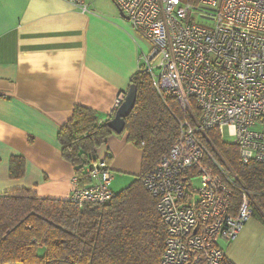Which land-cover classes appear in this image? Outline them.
<instances>
[{
	"label": "built area",
	"instance_id": "2783aa9c",
	"mask_svg": "<svg viewBox=\"0 0 264 264\" xmlns=\"http://www.w3.org/2000/svg\"><path fill=\"white\" fill-rule=\"evenodd\" d=\"M67 1L89 10L86 0ZM114 1L150 42L141 65L156 89L185 112L173 145L143 176L167 226L159 264H220L222 242L238 236L257 204L207 131L232 136L244 163L264 164V0ZM87 170L90 183H76L69 199L80 206L111 200L107 158Z\"/></svg>",
	"mask_w": 264,
	"mask_h": 264
},
{
	"label": "crops",
	"instance_id": "0c3cea01",
	"mask_svg": "<svg viewBox=\"0 0 264 264\" xmlns=\"http://www.w3.org/2000/svg\"><path fill=\"white\" fill-rule=\"evenodd\" d=\"M86 1L89 10L67 0H0V193L25 187L68 199L77 179L63 155L61 126L77 104L102 121L114 116L116 98L126 95L150 50L120 8ZM96 151L125 187L142 172L143 149L126 130ZM13 155L25 159L17 178L10 174ZM222 246L235 264H264V223L251 217Z\"/></svg>",
	"mask_w": 264,
	"mask_h": 264
},
{
	"label": "trees",
	"instance_id": "16d2710c",
	"mask_svg": "<svg viewBox=\"0 0 264 264\" xmlns=\"http://www.w3.org/2000/svg\"><path fill=\"white\" fill-rule=\"evenodd\" d=\"M131 84L137 86V99L124 130L143 149L141 174L102 204L80 206L69 198L40 197L25 187L0 193V264H159L167 226L143 176L173 145L185 112L175 97L158 92L143 65ZM112 117L102 121L93 109L77 104L59 130L63 155L75 165L78 186L91 181L87 167L97 159V148L114 132L108 124ZM207 135L239 180L255 192L253 216L264 223V164L244 163L238 146L216 129ZM24 163L23 156H11L12 177L23 174ZM240 195L236 188V206ZM220 264L235 263L225 254Z\"/></svg>",
	"mask_w": 264,
	"mask_h": 264
},
{
	"label": "water",
	"instance_id": "95a60500",
	"mask_svg": "<svg viewBox=\"0 0 264 264\" xmlns=\"http://www.w3.org/2000/svg\"><path fill=\"white\" fill-rule=\"evenodd\" d=\"M121 15L128 18V16L122 10H121ZM136 99H137V86L136 84H131L125 95L124 101L117 108L115 115L108 120L109 126L112 127L114 131L118 133L124 131L126 124V117L130 114L133 107L135 106ZM95 157L97 156L95 155Z\"/></svg>",
	"mask_w": 264,
	"mask_h": 264
},
{
	"label": "rangeland",
	"instance_id": "374dc122",
	"mask_svg": "<svg viewBox=\"0 0 264 264\" xmlns=\"http://www.w3.org/2000/svg\"><path fill=\"white\" fill-rule=\"evenodd\" d=\"M109 3L111 2L117 9H119V7L117 6V4L115 3V1L114 0H107ZM110 3V5H112ZM112 5V6H113ZM113 6V7H114ZM120 10V9H119ZM207 21V20H206ZM203 25H209V23H202ZM156 59H154L153 61H155ZM225 140H227V141H229V142H232L233 141V137L232 136H229V134H226L225 135ZM125 178H119V177H117L115 180H113V184H112V187H113V189L116 191V192H118L119 190H121L122 188H124L125 186ZM193 181H194V183H195V185H197L199 182H200V179H199V176H195V177H193ZM253 217V216H252ZM40 251L41 252H44L45 251V249H44V247H41L40 248Z\"/></svg>",
	"mask_w": 264,
	"mask_h": 264
}]
</instances>
